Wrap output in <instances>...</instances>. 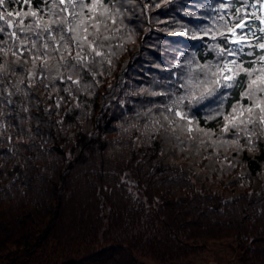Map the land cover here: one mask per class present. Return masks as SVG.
Segmentation results:
<instances>
[{
  "label": "trees",
  "instance_id": "16d2710c",
  "mask_svg": "<svg viewBox=\"0 0 264 264\" xmlns=\"http://www.w3.org/2000/svg\"><path fill=\"white\" fill-rule=\"evenodd\" d=\"M118 7L107 21L110 47L79 85L28 87L26 71L23 84L20 73L0 77V263L145 264L142 255L167 260L229 236L238 250L231 264H264V135L252 137L254 147L246 135L201 145L198 133L176 139L161 115L189 71L214 58L207 45L218 41L200 39L197 26L212 25L217 0ZM205 104L194 120L219 136L224 122L207 121L216 105Z\"/></svg>",
  "mask_w": 264,
  "mask_h": 264
},
{
  "label": "snow or ice",
  "instance_id": "6c2138e0",
  "mask_svg": "<svg viewBox=\"0 0 264 264\" xmlns=\"http://www.w3.org/2000/svg\"><path fill=\"white\" fill-rule=\"evenodd\" d=\"M13 2L0 0V36L7 37L0 39V55L15 57L11 63L5 59L0 64V77L20 73L23 84L26 71L28 87L41 83L48 88L45 80L79 85L80 73L92 71L96 58L105 56L111 39L107 21L115 23L120 14V0H41L36 8L26 0V11L9 10ZM217 4L212 25L197 26L200 39L218 41L207 45L214 58L189 71L180 85L183 92L169 97L161 115L178 140L185 132L189 139L198 133L204 137L201 145L207 140L221 147L229 140L237 144L246 135L254 147L252 137L264 135V0H217ZM27 64L31 67L24 69ZM14 86L19 90V85ZM238 86L242 87L240 97L228 110L225 104ZM65 91L72 95L70 86ZM206 101L216 105L205 113L206 120L224 122L219 136L194 120Z\"/></svg>",
  "mask_w": 264,
  "mask_h": 264
},
{
  "label": "rangeland",
  "instance_id": "374dc122",
  "mask_svg": "<svg viewBox=\"0 0 264 264\" xmlns=\"http://www.w3.org/2000/svg\"><path fill=\"white\" fill-rule=\"evenodd\" d=\"M120 177L121 179L126 180L130 184V187H134V181L128 176L121 174ZM132 191H134V188H132ZM235 243L236 241L229 236L208 238L203 241L201 248L186 253L183 256L167 260H157L146 255H142L139 258L145 264H231L238 256V250L236 249Z\"/></svg>",
  "mask_w": 264,
  "mask_h": 264
}]
</instances>
